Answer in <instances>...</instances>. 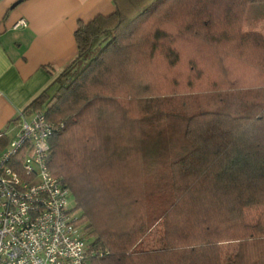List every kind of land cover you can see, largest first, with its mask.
Wrapping results in <instances>:
<instances>
[{
    "label": "trees",
    "instance_id": "obj_1",
    "mask_svg": "<svg viewBox=\"0 0 264 264\" xmlns=\"http://www.w3.org/2000/svg\"><path fill=\"white\" fill-rule=\"evenodd\" d=\"M112 1L22 110L54 125L47 166L84 220L88 264H264V37L241 29L264 0Z\"/></svg>",
    "mask_w": 264,
    "mask_h": 264
},
{
    "label": "built area",
    "instance_id": "obj_2",
    "mask_svg": "<svg viewBox=\"0 0 264 264\" xmlns=\"http://www.w3.org/2000/svg\"><path fill=\"white\" fill-rule=\"evenodd\" d=\"M53 128L43 109L20 112L0 152V264H88L96 254L68 187L47 166Z\"/></svg>",
    "mask_w": 264,
    "mask_h": 264
},
{
    "label": "crops",
    "instance_id": "obj_3",
    "mask_svg": "<svg viewBox=\"0 0 264 264\" xmlns=\"http://www.w3.org/2000/svg\"><path fill=\"white\" fill-rule=\"evenodd\" d=\"M113 10L112 0H0V135L15 137L19 113L75 57L78 22Z\"/></svg>",
    "mask_w": 264,
    "mask_h": 264
},
{
    "label": "rangeland",
    "instance_id": "obj_4",
    "mask_svg": "<svg viewBox=\"0 0 264 264\" xmlns=\"http://www.w3.org/2000/svg\"><path fill=\"white\" fill-rule=\"evenodd\" d=\"M241 29L244 31H257V32L261 33L264 37V2L247 4L243 19H242V23H241ZM234 67H235L234 70H236L238 72L235 75L234 80H239V81H242L246 84L251 83V80L249 81V79H248V75L251 73V71L247 66L240 64L238 66L234 65ZM214 73H216V68H213L212 66H210V69L206 70V74H204V75H205V77L207 76L208 79H212L213 77L215 78ZM250 77L252 78V76H250ZM163 81H166L165 83H163L165 89H167V87H171V91H173V87H175V89H176L175 82H169V80L168 81L163 80ZM198 86L200 87L199 88L200 89L199 94L205 93V94H203V95H205V97L203 98V96H202V98H203L202 102H207L208 99L210 98L209 97V92L211 89L210 84H207L205 82V79L203 78V79L198 81L197 87ZM224 86H226V85H224ZM224 86H222V87H224ZM183 87H184V85L180 86L181 89H183ZM175 89H174V91H175ZM178 93L179 94H177V95L181 94V92H178ZM69 200L71 202V205L74 206V198L72 195H70Z\"/></svg>",
    "mask_w": 264,
    "mask_h": 264
}]
</instances>
